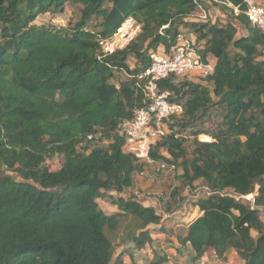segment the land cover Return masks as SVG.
Instances as JSON below:
<instances>
[{"label": "trees", "instance_id": "1", "mask_svg": "<svg viewBox=\"0 0 264 264\" xmlns=\"http://www.w3.org/2000/svg\"><path fill=\"white\" fill-rule=\"evenodd\" d=\"M206 4L227 10L243 34L231 23L189 21ZM66 5L81 7L75 23L35 24ZM245 11L244 0H0V264H111L116 242L148 245L153 257L140 263L129 252L127 263L120 256L112 264L168 263L146 230L161 216L122 197L143 162L125 152L117 131L146 106L137 78L150 52L169 51L183 30L214 71L199 82H159L184 112L166 122L148 159L179 172L171 198L197 194L199 183L206 189L176 258L226 261L232 250L242 264H264V33ZM128 18L141 26L135 41L101 55L99 42ZM213 114L215 127L204 130ZM58 157L51 170L48 160ZM104 198L116 212L101 210ZM126 220L134 231H122Z\"/></svg>", "mask_w": 264, "mask_h": 264}, {"label": "rangeland", "instance_id": "2", "mask_svg": "<svg viewBox=\"0 0 264 264\" xmlns=\"http://www.w3.org/2000/svg\"><path fill=\"white\" fill-rule=\"evenodd\" d=\"M264 6V0L261 3ZM206 6V14L208 17V21L211 23H220L227 24L231 23L234 25L238 32L237 35L241 36L243 31H241L237 27L236 21L232 20L227 10H223L219 6ZM80 6L66 5L63 13L54 16H44L40 17L36 20V25H47L48 27L53 28H64L68 24L75 23L80 18ZM186 35L189 37H193L194 35L187 31ZM189 32V33H188ZM211 63H213L212 59H209ZM129 68H132L134 65V60L131 58L127 61ZM192 79L194 82H199L198 76L192 75ZM186 79H180V81H184ZM189 80V79H188ZM218 119H216L215 114L207 120L204 125V130H209L215 127V123ZM201 142H210V138L202 135L198 138ZM188 149V144H186ZM138 158L140 162H143V166L141 172L134 174L133 187L127 190L122 197L126 198L129 196H136V199L140 201L146 207H152L156 210L157 214L161 216V221L157 226H148L146 230H149L150 235L153 240V248L159 251L166 252L169 257V261L167 264H191L189 262H185L186 257H177L175 249L178 247V237H182L185 235L187 225L199 215V211L194 207V203L197 198L206 194V189L203 187L201 183L198 185L197 194H190L187 190H183L178 193L175 198H171V191L173 188H178L179 182L176 177L179 172L172 169L171 167H161L158 164L149 163L143 154L138 153ZM61 163V158H54L53 160H48V166L51 170H55L58 168V165ZM112 195H114L112 193ZM98 205L101 210L109 215L117 211L116 206L113 205L108 198L99 199ZM171 207L174 209L172 213H167V208ZM122 231H126L128 228L130 231H134V226L130 224V220H126L122 222ZM255 236V234L253 233ZM124 238L122 235L119 237V242ZM118 242L115 243V251L112 258L111 264L115 261L117 257L122 256L124 260H126L128 253L131 252L133 256L138 258L139 262L146 260H151L153 254L148 245H146L141 250L134 249V245L132 242H126L121 246L117 245ZM233 251H227V260L220 261L213 255H206L203 259H201L196 264H242L235 256H233ZM127 263L128 261H124Z\"/></svg>", "mask_w": 264, "mask_h": 264}, {"label": "built area", "instance_id": "3", "mask_svg": "<svg viewBox=\"0 0 264 264\" xmlns=\"http://www.w3.org/2000/svg\"><path fill=\"white\" fill-rule=\"evenodd\" d=\"M262 1L244 0V3L247 20L253 27L264 33ZM234 13L237 15L238 10L234 9ZM195 19L197 23H204L207 21V16L202 11ZM140 28L141 26L132 18L126 19L113 37L99 42L100 54L106 56L125 49L135 41ZM193 45L183 35H180L174 47L169 51L150 52L148 68L137 78L141 82V91L146 106L136 110L133 119L123 122L117 131L119 136L128 140L125 152H130L137 157V154L141 153L149 163H152L148 159V152L157 141L166 135L168 131L166 122L180 117L184 112L180 103L170 101L169 94L160 91V81L170 77L175 80H190L192 75L205 78L213 74V63L204 62ZM244 198L251 200L252 196Z\"/></svg>", "mask_w": 264, "mask_h": 264}, {"label": "crops", "instance_id": "4", "mask_svg": "<svg viewBox=\"0 0 264 264\" xmlns=\"http://www.w3.org/2000/svg\"><path fill=\"white\" fill-rule=\"evenodd\" d=\"M200 14H201V13H200ZM200 14H199V15H200ZM205 14H206V13H205ZM199 15H198V16H199ZM206 16H207V14H206ZM195 18H196V17H195ZM195 18H192V19H190L189 21L196 22V19H195ZM188 33H189V32H188ZM182 35H183L184 38L187 39L189 42H191V43H193V44L195 43V35H194L193 37H189V36L186 35V32H185V33L183 32ZM162 50H164L163 47H160V48L157 49V51H162ZM190 80L193 81L194 79H190ZM198 216H199V215H198Z\"/></svg>", "mask_w": 264, "mask_h": 264}]
</instances>
